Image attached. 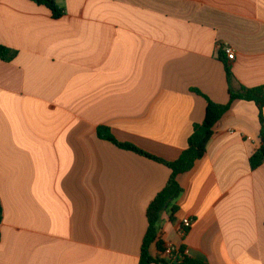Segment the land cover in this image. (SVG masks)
<instances>
[{"label": "crops", "instance_id": "crops-1", "mask_svg": "<svg viewBox=\"0 0 264 264\" xmlns=\"http://www.w3.org/2000/svg\"><path fill=\"white\" fill-rule=\"evenodd\" d=\"M57 2L61 19L31 0H0V44L17 54L0 61V264H138L148 207L171 170L97 128L179 159L206 117L194 91L225 105L230 90L264 86V0ZM257 108L237 100L179 177L166 245L207 264H264V165H250Z\"/></svg>", "mask_w": 264, "mask_h": 264}, {"label": "trees", "instance_id": "trees-1", "mask_svg": "<svg viewBox=\"0 0 264 264\" xmlns=\"http://www.w3.org/2000/svg\"><path fill=\"white\" fill-rule=\"evenodd\" d=\"M38 5L45 7L51 13L53 18L61 19L65 15V11L60 8L57 0H31ZM16 53L7 46L0 44V61L13 62L16 58ZM220 61L224 63L228 84L231 85L235 79L231 67L226 62L223 55L220 56ZM196 94L207 99L208 105L206 109L205 121L202 124L193 127L192 136L189 138L188 148L182 152L179 159L173 162H167L159 157L152 156L144 150L139 149L132 144H124L118 141L111 130L106 127H98L97 134L99 139L108 141L125 151L134 152L145 158L154 160L165 165L171 170V175L166 187L158 194L150 203L147 210L148 229L145 238H143L141 246V258L138 264H207L201 260H197L187 256L185 247L182 246L179 250L181 256L175 258L166 257V244L163 241L161 223L166 213L170 211V219L176 215L179 208L176 204L180 195L184 193L183 188L179 183V177L185 173L192 172L195 165L200 161L208 148L211 138L214 136V128L230 111L234 103L238 101L255 103L259 111V120L261 124L260 138L261 145L250 157V165L253 170L259 169L264 165V86H257L251 89L242 88L240 92L230 90V101L228 104H216L204 96L199 91H194ZM4 207L0 199V225L4 221ZM153 251L156 253L154 254Z\"/></svg>", "mask_w": 264, "mask_h": 264}, {"label": "built area", "instance_id": "built-area-1", "mask_svg": "<svg viewBox=\"0 0 264 264\" xmlns=\"http://www.w3.org/2000/svg\"><path fill=\"white\" fill-rule=\"evenodd\" d=\"M222 51L227 55L228 60L230 62L235 61L236 60V52L234 51L233 48L226 46L222 48ZM191 226V222L189 220H184L183 221V227L181 228V233L182 235H185V233L187 232V229L190 228ZM179 248L175 247L172 244H168L166 245V257L167 258H175L176 256H181V254L179 253ZM186 254V253H185ZM187 255V254H186Z\"/></svg>", "mask_w": 264, "mask_h": 264}]
</instances>
